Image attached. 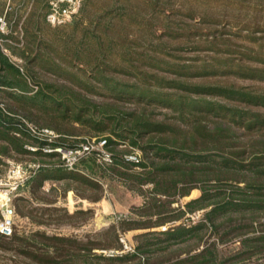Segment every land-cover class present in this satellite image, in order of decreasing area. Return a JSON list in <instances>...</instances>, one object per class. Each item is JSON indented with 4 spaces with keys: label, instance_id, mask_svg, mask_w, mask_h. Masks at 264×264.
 Listing matches in <instances>:
<instances>
[{
    "label": "trees",
    "instance_id": "1",
    "mask_svg": "<svg viewBox=\"0 0 264 264\" xmlns=\"http://www.w3.org/2000/svg\"><path fill=\"white\" fill-rule=\"evenodd\" d=\"M48 2L43 0L44 17ZM4 37L7 34L0 31V38ZM98 49L97 54L102 53V48ZM38 57L33 56L28 63L64 83L34 82L33 75L23 74L0 48V176L8 160L40 164L19 188L13 201L15 212L28 216L24 203L29 201L59 209L56 203L63 201L68 192L78 199L98 202L104 197V181L113 180L141 197L132 208L139 218L111 224L98 233L101 238L94 239L44 230L19 233L13 229L9 236L0 234V250L9 253L10 262L21 258L24 264H131L140 254L163 253L176 243L196 237L207 225L216 228L218 218L264 210V181L258 182L256 177L264 174V160L257 156L246 159L243 150H228L238 143L234 140L238 136L235 130H264V115L210 98L220 96L264 107V92L189 84L146 71L135 72L139 76L127 81L113 72L131 73L130 68L88 61L83 66L76 64V72H72L52 61L42 63ZM251 73L248 75L264 81V71ZM33 85L37 88L31 89ZM127 104L134 109H127ZM155 109L169 110L174 122L153 119ZM208 123L212 128L207 127ZM30 126L48 129L53 135L33 132ZM93 136L104 139L105 148L112 154L110 163L96 164L95 175L88 172L84 162L67 167L54 150L77 148ZM119 146L128 150H115ZM134 151L143 154L139 162L124 157ZM46 182L50 186L45 191L42 188ZM222 182L230 184L223 186ZM194 189L200 191L199 195L181 203ZM199 211L202 214L197 223L179 222L186 214ZM90 212L91 208L75 209L66 212V217L72 221ZM162 225L165 229L143 234L147 238L134 251L124 249L121 232ZM256 240L258 243L247 246H264V235ZM215 259L206 247L167 264H215ZM10 262L1 260L0 264Z\"/></svg>",
    "mask_w": 264,
    "mask_h": 264
},
{
    "label": "rangeland",
    "instance_id": "2",
    "mask_svg": "<svg viewBox=\"0 0 264 264\" xmlns=\"http://www.w3.org/2000/svg\"><path fill=\"white\" fill-rule=\"evenodd\" d=\"M42 5L43 0H0V13L6 14L8 21L4 33L7 37L3 38L0 48L23 74H32L34 82H63L38 65L28 63L38 55L42 63L52 61L64 70L73 69L72 72H76V64L83 66V62L89 61L126 68L124 70L130 68L131 73L113 72L117 78L127 81L139 76L135 72L146 71L189 84L264 92V81L248 75L252 71L256 74L264 71V0H81L82 12L79 9L70 22L60 26L48 24L42 15ZM98 48H102V53L97 54ZM22 51L25 54L20 56L17 52ZM165 66L166 70L161 69ZM32 87L36 89L37 85ZM210 98L264 115L262 106L220 96ZM125 107L134 109L135 106L127 104ZM155 112L153 119L174 122L169 110L155 109ZM235 131L238 136L234 140L238 143L228 150H243L246 159L257 156L264 160V130ZM92 140L93 151L82 154L77 161L84 162L88 172L95 175L99 163L98 139L93 136L89 141ZM115 150H128V147L119 146ZM256 177L258 182L264 181V174ZM49 186L46 182L42 189L46 191ZM104 188V197L98 202L78 199L68 192L63 201L56 203L55 207L59 208L56 210L36 201L26 202L25 212L29 214L20 216L15 212L13 229L19 233L44 230L94 239L101 238L98 233L111 224L139 218L132 212L141 202L137 193L113 180L104 181ZM199 193L194 189L180 201L183 203ZM89 208L92 212L72 221L66 217V212ZM201 214V211L186 214L179 222L195 224ZM215 224L216 228L207 225L196 237L176 243L163 253L140 254L131 264L173 263L206 247L214 253L215 264H264V246L259 249L247 246L258 243L256 239L264 235V210L231 213L218 218ZM165 227L121 232L124 249L134 251L135 246L147 238L143 234ZM1 260L10 262L9 253L0 250ZM9 264L24 263L17 258Z\"/></svg>",
    "mask_w": 264,
    "mask_h": 264
},
{
    "label": "built area",
    "instance_id": "3",
    "mask_svg": "<svg viewBox=\"0 0 264 264\" xmlns=\"http://www.w3.org/2000/svg\"><path fill=\"white\" fill-rule=\"evenodd\" d=\"M81 6V0H50L49 10L45 16L46 21L51 26L64 25L72 20L77 14ZM8 22L5 14H0V31L6 33ZM4 41L0 38L1 42ZM6 51V49H3ZM33 132L42 133L46 135H53V132L48 129L38 130L30 126ZM94 140L81 144V146L72 149H63L57 147L54 150L61 154L64 164L72 168L82 154H88L94 149ZM105 140L97 141L96 155L101 163H110L112 161L111 152L105 148ZM51 151V149H45ZM126 160L139 162L141 155L138 151L131 152L124 156ZM40 166L39 163L29 162L27 164L17 163L9 160L5 173L0 176V234L11 235L14 226L15 207L14 198L18 194V190L24 185L28 177L34 173ZM123 242V238L121 239ZM126 247V244H125ZM112 252V251H111ZM109 252V253H111Z\"/></svg>",
    "mask_w": 264,
    "mask_h": 264
}]
</instances>
